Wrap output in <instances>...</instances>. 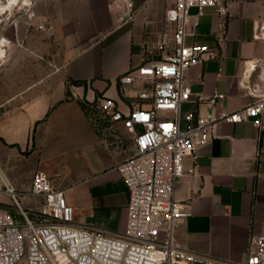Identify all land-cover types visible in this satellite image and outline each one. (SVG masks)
<instances>
[{"label":"crops","instance_id":"obj_1","mask_svg":"<svg viewBox=\"0 0 264 264\" xmlns=\"http://www.w3.org/2000/svg\"><path fill=\"white\" fill-rule=\"evenodd\" d=\"M132 2L131 22L121 20L113 0L0 2L1 173L17 203L31 213L43 209V199L30 196L32 176L43 173L63 192L77 228L113 237L125 231L128 204L116 168L133 145L120 124L98 119L89 106L105 97L130 111L135 90L121 101L119 78L142 63L141 43L170 38L164 16L172 0ZM261 22L264 0H231L223 19L213 8L203 10L185 42L216 49L219 60L187 70L190 98L182 118L211 112L198 96H224L216 114L251 104L243 86L264 62V40L254 39ZM195 155V161L183 160L184 176L174 191L190 213L174 229L176 243L242 262L250 237L264 228V113L258 129L249 122L218 124ZM10 206L0 192V208L13 213Z\"/></svg>","mask_w":264,"mask_h":264},{"label":"built area","instance_id":"obj_2","mask_svg":"<svg viewBox=\"0 0 264 264\" xmlns=\"http://www.w3.org/2000/svg\"><path fill=\"white\" fill-rule=\"evenodd\" d=\"M113 1L122 13L121 20L133 21L132 0ZM230 2L172 0L164 16L170 38L118 80L121 101L129 100V93L135 90L131 110L124 113L115 101L105 97H98L89 106L98 119L120 124L133 145L132 155L116 168L128 191L123 235L113 237L103 231L77 228L63 192L53 188L41 172L32 176L30 196L43 199V209L40 213L26 211L0 170V192L8 195L14 209L12 213L0 208V264H264V228L250 237L246 258L239 263L188 251L174 237L175 227L190 216L188 203L174 196L184 176L183 160L191 157L195 161L197 149L210 141L220 123L249 122L255 129L261 126L264 62L256 66L254 80L243 86L252 99L244 109L216 114V105L224 96H198L197 102L205 103L211 112L181 117V107L190 98L187 70L219 60L216 49L185 41L194 36L204 9H215L223 19ZM254 39L264 40V22L257 26Z\"/></svg>","mask_w":264,"mask_h":264},{"label":"rangeland","instance_id":"obj_3","mask_svg":"<svg viewBox=\"0 0 264 264\" xmlns=\"http://www.w3.org/2000/svg\"><path fill=\"white\" fill-rule=\"evenodd\" d=\"M2 1L3 0H0V2H2ZM9 2L10 3H14L15 0H9ZM9 12H11V11H9ZM167 35H168V32H167ZM168 39H169V37L166 36L165 38L162 37L160 40H156V41H145V42L141 43V45L139 47L141 60L143 62H145L146 59H148L151 56L150 53L153 51L154 47H156L162 41H167ZM10 207H11L12 211H14L13 207L12 206H10Z\"/></svg>","mask_w":264,"mask_h":264},{"label":"bare ground","instance_id":"obj_4","mask_svg":"<svg viewBox=\"0 0 264 264\" xmlns=\"http://www.w3.org/2000/svg\"><path fill=\"white\" fill-rule=\"evenodd\" d=\"M15 2H16V0H15ZM15 2H14V3H15Z\"/></svg>","mask_w":264,"mask_h":264}]
</instances>
